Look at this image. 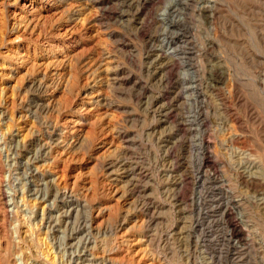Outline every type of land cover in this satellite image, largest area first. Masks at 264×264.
<instances>
[{"label": "rangeland", "instance_id": "obj_1", "mask_svg": "<svg viewBox=\"0 0 264 264\" xmlns=\"http://www.w3.org/2000/svg\"><path fill=\"white\" fill-rule=\"evenodd\" d=\"M0 264H264V0H0Z\"/></svg>", "mask_w": 264, "mask_h": 264}, {"label": "bare ground", "instance_id": "obj_2", "mask_svg": "<svg viewBox=\"0 0 264 264\" xmlns=\"http://www.w3.org/2000/svg\"><path fill=\"white\" fill-rule=\"evenodd\" d=\"M207 160H208V159H207ZM240 233H241V232H240V230L238 229V227L235 226V227L233 228V234H235L236 236H238ZM233 236H234V235H233Z\"/></svg>", "mask_w": 264, "mask_h": 264}]
</instances>
